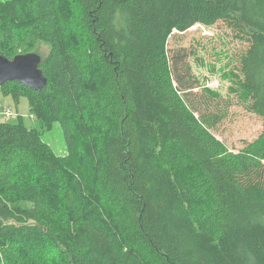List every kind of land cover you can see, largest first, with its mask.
Returning <instances> with one entry per match:
<instances>
[{"label":"trees","instance_id":"obj_1","mask_svg":"<svg viewBox=\"0 0 264 264\" xmlns=\"http://www.w3.org/2000/svg\"><path fill=\"white\" fill-rule=\"evenodd\" d=\"M57 3L0 2V55L36 52L48 79L2 88L58 122L68 152L54 157L22 117L0 121V264H264V0H76L79 53L61 43ZM218 22L247 44L230 92L263 123L238 152L211 132L219 95L195 94L185 50L168 47ZM75 117L95 142L78 179L64 171Z\"/></svg>","mask_w":264,"mask_h":264},{"label":"rangeland","instance_id":"obj_2","mask_svg":"<svg viewBox=\"0 0 264 264\" xmlns=\"http://www.w3.org/2000/svg\"><path fill=\"white\" fill-rule=\"evenodd\" d=\"M9 1L0 0L2 4H8ZM57 5V29L61 43L71 52L79 53L83 43L81 34L76 30L78 22L75 16L76 0H58ZM168 47L171 52L185 50L191 76V81L187 79V82L194 87L195 94L201 95L209 91L219 95L217 99L212 98V103H208V108H211L208 111L218 110L223 116L211 129L218 139L229 149L238 152L261 135L262 120L230 92L232 87L230 72L239 65V58L247 44L236 39L234 32L225 23L218 22L212 27L197 24L183 33L174 31ZM47 52V46L41 47L42 55H46ZM11 93L13 92L9 87L0 89V110H10L15 115L9 121L16 122L17 118L22 117L28 128L39 133L42 142L48 145L54 157L65 158L68 152L61 125L50 121L48 114L35 115L27 97L17 99ZM206 108L202 105L201 109L206 111ZM72 120L77 150L70 164L64 166V171L70 177L78 179L83 178L93 162L91 158L95 151V142L80 118L75 117ZM262 222L264 223V218Z\"/></svg>","mask_w":264,"mask_h":264},{"label":"water","instance_id":"obj_3","mask_svg":"<svg viewBox=\"0 0 264 264\" xmlns=\"http://www.w3.org/2000/svg\"><path fill=\"white\" fill-rule=\"evenodd\" d=\"M42 57L34 52L19 54L10 60L0 55V88L8 82H18L36 92H41L48 83L40 69Z\"/></svg>","mask_w":264,"mask_h":264},{"label":"built area","instance_id":"obj_4","mask_svg":"<svg viewBox=\"0 0 264 264\" xmlns=\"http://www.w3.org/2000/svg\"><path fill=\"white\" fill-rule=\"evenodd\" d=\"M15 115L10 110H0V121L6 122L13 118Z\"/></svg>","mask_w":264,"mask_h":264}]
</instances>
